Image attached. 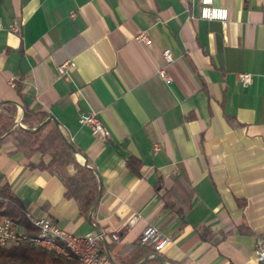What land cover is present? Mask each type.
Wrapping results in <instances>:
<instances>
[{"label":"crops","instance_id":"obj_1","mask_svg":"<svg viewBox=\"0 0 264 264\" xmlns=\"http://www.w3.org/2000/svg\"><path fill=\"white\" fill-rule=\"evenodd\" d=\"M214 3L229 9L226 22L201 18V0H0V102H19L18 119L24 102L55 117L97 172L101 196L92 219L83 216L57 174L32 168L1 138L0 186L8 183L34 217L78 235L103 233L113 257L128 254L155 225L170 239L164 264H258L264 0ZM16 21L19 31L11 29ZM65 60L76 63L67 77L58 72ZM239 72L251 73L252 83L243 85ZM84 112L97 113L109 136L80 123ZM129 156L142 161L139 174ZM178 178L195 191L184 224L162 198ZM202 226L212 231L206 239Z\"/></svg>","mask_w":264,"mask_h":264},{"label":"trees","instance_id":"obj_2","mask_svg":"<svg viewBox=\"0 0 264 264\" xmlns=\"http://www.w3.org/2000/svg\"><path fill=\"white\" fill-rule=\"evenodd\" d=\"M18 93L23 97L22 82L18 83ZM20 103L12 100L0 102V138L11 140L15 151L21 152L32 168L48 170L57 174L65 187V196L78 203L80 213L89 217L100 191V179L95 169L78 158L80 151L64 134L49 112L40 105L29 107L24 102L25 114L18 122ZM37 156L38 159L33 158ZM128 166L140 173L142 161L135 157L127 158ZM72 168V170L70 169ZM195 191L190 183L177 179L171 189L162 193L165 206L174 210L186 223L185 214L192 207ZM9 217L13 224L22 231L35 234L37 228L28 220L20 199L11 191L8 183L0 186V217ZM241 232H251L240 225ZM200 235L206 239L212 234L209 227L199 228ZM210 238V237H209ZM118 264H139L147 258L151 264H164L161 251L154 246L138 241L126 255L113 257ZM76 258L58 253L53 249L35 244L31 240L24 242L0 244V264H75ZM171 264H186L185 259L170 260Z\"/></svg>","mask_w":264,"mask_h":264},{"label":"built area","instance_id":"obj_3","mask_svg":"<svg viewBox=\"0 0 264 264\" xmlns=\"http://www.w3.org/2000/svg\"><path fill=\"white\" fill-rule=\"evenodd\" d=\"M199 16L203 19L210 20H220L226 22L229 17V9L223 6L216 5L214 0H201V8ZM21 25L18 21L11 24V29L14 31H19ZM140 40L148 41V36L145 31H141L138 34ZM164 56L167 61L173 60L172 51L167 48L164 50ZM76 66L75 61L65 60L58 66V72L60 76H68V71L70 68ZM161 77L168 80L170 76L165 69H160L159 71ZM238 77L243 83V85L248 86L252 83L253 75L249 72H239ZM79 121L82 124L90 126L94 134L108 137L109 131L105 125L100 120L99 116L95 112H84L80 114ZM20 125L24 126L21 122ZM29 214V213H27ZM43 219L44 228H56V230H61L65 236H69V240L76 244V250L81 254V264H118L113 256L111 255L107 245L103 240V233L97 231H90L83 235L74 234L64 228L59 227L49 216L40 217ZM132 221L135 220L133 217ZM117 234H112L113 239H118ZM26 240H31L35 244L41 245L48 249H53L55 251H62L59 247L55 245L54 242L48 240L39 239V229L34 234L27 233L25 231L19 230L12 222L9 217H0V244L18 243L24 242ZM169 237L165 235L157 226L147 225L140 236V241L142 243L152 245L156 250L162 251L169 243ZM254 251L256 253L258 264H264V237L259 236L256 240Z\"/></svg>","mask_w":264,"mask_h":264},{"label":"bare ground","instance_id":"obj_4","mask_svg":"<svg viewBox=\"0 0 264 264\" xmlns=\"http://www.w3.org/2000/svg\"><path fill=\"white\" fill-rule=\"evenodd\" d=\"M7 217V216H6ZM28 220L32 226L39 229V239L48 240L54 242L57 247L63 250L69 258H76L77 262L75 264H81V254L76 250V244L69 240V236H65L61 230H56V228H44L43 219L34 217L27 214ZM58 253L64 254L62 251H56Z\"/></svg>","mask_w":264,"mask_h":264},{"label":"water","instance_id":"obj_5","mask_svg":"<svg viewBox=\"0 0 264 264\" xmlns=\"http://www.w3.org/2000/svg\"><path fill=\"white\" fill-rule=\"evenodd\" d=\"M49 117H50V118H53V119L55 120V122L58 124V121L56 120L55 117H53V116H49ZM84 163H85V164H88L87 159L84 161ZM100 196H101V190L99 191L98 199H97V201L94 203V205H93V207H92V210H91V212H90V215H89V218H90V219H92L93 211H94L95 208H96V205H97V203H98V200H99ZM162 259H163V258H162ZM146 260H147V258L143 259L141 262H145ZM163 260H164V259H163Z\"/></svg>","mask_w":264,"mask_h":264},{"label":"rangeland","instance_id":"obj_6","mask_svg":"<svg viewBox=\"0 0 264 264\" xmlns=\"http://www.w3.org/2000/svg\"><path fill=\"white\" fill-rule=\"evenodd\" d=\"M18 122H21V123H22L21 119H18ZM21 126H22V125H21Z\"/></svg>","mask_w":264,"mask_h":264}]
</instances>
